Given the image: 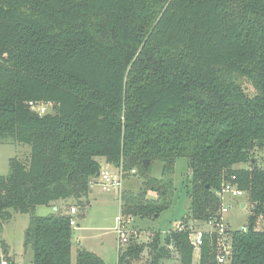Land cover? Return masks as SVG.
Segmentation results:
<instances>
[{"label": "trees", "instance_id": "obj_1", "mask_svg": "<svg viewBox=\"0 0 264 264\" xmlns=\"http://www.w3.org/2000/svg\"><path fill=\"white\" fill-rule=\"evenodd\" d=\"M12 140L31 153L0 175V227L14 212L30 216L33 264H73L72 215L36 209L68 199L83 208L97 157L122 168L123 181L142 180L122 190L123 217L153 218L170 205L180 158L191 169L189 220L219 217L217 192L234 183L253 209L245 230L231 229L227 263L264 264V166L255 159L264 149V0H0V143ZM188 219L149 242L131 237L118 264L145 251L146 264L175 254L193 264ZM217 239L201 233L198 264H219ZM76 264L107 263L81 248Z\"/></svg>", "mask_w": 264, "mask_h": 264}, {"label": "rangeland", "instance_id": "obj_2", "mask_svg": "<svg viewBox=\"0 0 264 264\" xmlns=\"http://www.w3.org/2000/svg\"><path fill=\"white\" fill-rule=\"evenodd\" d=\"M251 87L249 86V89ZM251 90V89H250ZM31 153L30 146L25 143L15 141H8L0 143V175H7L9 172V160L11 158H18L26 161L29 159ZM255 159L258 165L264 166V149L256 148ZM100 164L101 171H108L115 174L118 169L115 165L106 162L104 157H97ZM151 164V163H149ZM250 163L238 164L237 167H248ZM152 175L160 178L162 175V163L155 162L152 165ZM191 174V169L188 166L187 158H180L176 162L174 172V189L168 201L169 206L160 213L159 216L153 218L134 217L131 226L140 232V241L149 242L151 237L157 232L165 234L171 229H176L177 224H181L183 220L188 219L191 207L190 190L188 177ZM100 181V179H98ZM99 181H96L99 183ZM142 187V180L138 175H132L123 181L121 191L119 188H113L111 191L103 190L102 185L94 183L91 184V191L87 197L86 205L81 208L76 200L71 201V206L78 207V213L74 216L78 223L88 227L84 231V239L82 244H87L90 250L98 253L106 259L108 264H117L118 254L121 249H124L126 243H120L115 233V226L117 225V217L121 216L120 194L122 190L138 191ZM151 197H156L155 192H150ZM245 202L246 207H242L241 203ZM224 204L227 210L224 212L225 223H227L232 230H241L247 227L248 218L252 213L253 206L250 203L248 193L239 197L230 195L225 196ZM56 213V210L50 206H38L36 214L40 216H48ZM28 214L18 212L13 213V217L0 227V240L8 243L11 247L13 256L22 264H33L34 251L32 245H25L26 234L29 228ZM194 228L193 236L199 235L202 232L210 231L211 226L203 221L189 220ZM189 225V224H188ZM74 228L73 233V247L74 252L76 246L79 245L76 241L77 236ZM257 230H264V215L258 219ZM78 232V231H77ZM0 255L4 256V249L0 241ZM10 255V253H9ZM175 254L174 257L163 260L162 264H181L180 260ZM200 251L195 249L193 264L199 263ZM149 259V254L145 251L141 259L134 261L133 264H146ZM77 257L73 255L72 263L76 264Z\"/></svg>", "mask_w": 264, "mask_h": 264}, {"label": "built area", "instance_id": "obj_3", "mask_svg": "<svg viewBox=\"0 0 264 264\" xmlns=\"http://www.w3.org/2000/svg\"><path fill=\"white\" fill-rule=\"evenodd\" d=\"M29 105L31 109L39 112L40 114H44L47 111V103L44 102H29ZM118 172L115 174L109 173L108 171H101L97 177H95L93 184L97 183L102 185L103 190L111 191L113 188H119L121 191L122 185H123V177H122V168H118ZM135 170H132V173H134ZM100 179V181L98 180ZM233 179H235V176H233ZM96 181H99L96 182ZM244 191L239 189L237 185H235L232 182L225 183L220 191L217 192V195L221 199V207L219 209V217L217 218H211L206 223L211 226V232L216 233L218 239H217V246L219 249V256L218 261L219 264H226L227 263V256L231 253L232 248V236H231V228L230 226L225 223L224 219V212L227 210V206L224 204V198L227 195L233 196V197H239L244 195ZM69 214L72 215V219L70 221L71 225L76 228L78 225L77 219L73 216L78 213V207L77 206H71L68 211ZM132 216L123 217L119 216L117 217V225L115 226L114 230L118 237V240L120 243H128L131 237L137 238L140 240V232L136 230L133 226H131L132 223ZM186 225L183 223L177 224V229H183ZM189 228H192V225L189 224ZM245 230V227L243 228ZM200 236L196 235L193 236V233L191 235V241L195 248H199L200 246ZM0 264H13L10 262L5 256L1 257Z\"/></svg>", "mask_w": 264, "mask_h": 264}, {"label": "crops", "instance_id": "obj_4", "mask_svg": "<svg viewBox=\"0 0 264 264\" xmlns=\"http://www.w3.org/2000/svg\"><path fill=\"white\" fill-rule=\"evenodd\" d=\"M71 201H72V199H68V200H62V201H57V202H55L54 204H53V206H50V207H52V208H54V210H56V212L57 211H59L60 209L61 210H63V211H66V212H68L69 211V208L71 207ZM246 203L245 202H243L242 201V203H241V206L242 207H246ZM73 206V205H72ZM73 216H76V214L75 215H73ZM189 224H191L192 225V223H189ZM193 226V225H192ZM77 229L75 230L76 231V235H78L77 236V239H76V241L78 242V244L79 245H77L76 246V250H75V252H74V247H73V255H76V257H77V253H78V251H79V249H81V248H86V249H88V250H90V248H89V246L87 245V244H82L81 243V240L82 239H84V231L86 230H88V227H84L83 226V224H81V223H78V225H77V227H76ZM135 228V227H134ZM231 228V227H230ZM232 229V228H231ZM78 231V232H77ZM73 242V241H72ZM8 243H6V245H7ZM9 245V244H8ZM7 248H8V251H9V253H10V256H13V254H12V249H11V247L9 246H7ZM90 251H92V250H90ZM94 252V251H93ZM96 254H98V253H96ZM101 258H103L104 260H105V262H106V259L104 258V256H102V255H100V254H98ZM118 256H119V254H118ZM12 259H13V261L15 262V264H22L19 260H17V258H16V256L15 257H11ZM107 263V262H106ZM108 264V263H107ZM117 264H118V261H117Z\"/></svg>", "mask_w": 264, "mask_h": 264}, {"label": "water", "instance_id": "obj_5", "mask_svg": "<svg viewBox=\"0 0 264 264\" xmlns=\"http://www.w3.org/2000/svg\"><path fill=\"white\" fill-rule=\"evenodd\" d=\"M148 162L149 161H147V160L145 161L146 165L148 164ZM116 167H117V165H116ZM99 170H100V167L98 165L93 166L91 169V176H96ZM155 217H157V215H155ZM226 264H229V263H226Z\"/></svg>", "mask_w": 264, "mask_h": 264}]
</instances>
